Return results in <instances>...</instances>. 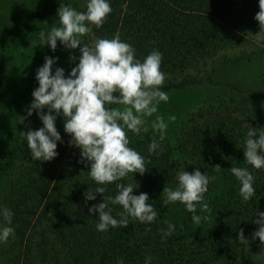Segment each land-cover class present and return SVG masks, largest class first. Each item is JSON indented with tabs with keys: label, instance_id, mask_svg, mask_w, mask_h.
<instances>
[{
	"label": "trees",
	"instance_id": "obj_1",
	"mask_svg": "<svg viewBox=\"0 0 264 264\" xmlns=\"http://www.w3.org/2000/svg\"><path fill=\"white\" fill-rule=\"evenodd\" d=\"M110 4L112 12L99 28L90 26L83 42L91 44L118 32L139 59L159 50L165 92L210 81L223 66L264 54V27L254 19L258 0H110ZM5 42L1 39L0 49ZM4 66L0 63V94L5 88ZM241 94L232 103L206 105L187 114L177 124L175 137L164 136L156 152L149 153L148 145L158 131L129 133L130 147L144 156L146 170L133 174L139 185L133 194L147 193L146 203L158 209L150 224L130 219L125 228L96 230V214L88 208L101 202L103 194H95L94 201L85 199L95 182L79 149L69 144L63 118L55 126L61 141L51 161H33L26 143L12 149L0 163V206L13 212L10 264H117L120 258L124 264H144L146 256L152 257L151 264H264V243L253 236L259 227L254 223L256 212H264V169L253 170L243 161L247 125L264 131V119L246 92ZM257 138L258 133L253 139ZM217 165L219 171L214 169ZM233 165L253 172L256 195L249 202L239 196V183L229 171ZM178 168L189 173L199 168L215 178L204 194L208 209L197 207L203 218L199 225L179 202H163V187L175 186L173 170ZM120 182L132 181L126 177ZM115 194V184L107 185L104 195ZM110 206L119 219L121 207ZM166 221L176 227L162 239ZM241 230L247 244L237 239Z\"/></svg>",
	"mask_w": 264,
	"mask_h": 264
},
{
	"label": "clouds",
	"instance_id": "obj_2",
	"mask_svg": "<svg viewBox=\"0 0 264 264\" xmlns=\"http://www.w3.org/2000/svg\"><path fill=\"white\" fill-rule=\"evenodd\" d=\"M258 7L254 19L264 27V0H258ZM111 12L110 0H85L84 11H78L71 4H61L55 25L47 32H39V45L47 44L52 51H55L57 41L69 50L80 46L78 58L70 57L78 62L65 76L63 68L53 70L56 57H44L42 66L35 73L38 86L31 93L27 110L28 117L35 111L42 126L20 133L33 161H51L58 155L57 143L61 141L55 127L56 118H63L69 144L79 149L81 161L88 165V175L95 182L94 191L88 189L85 199L94 201L95 194H103L101 202L88 208L90 214H96L98 232H106L110 227L125 228L130 219L145 224L157 219L158 209L153 203H146L148 194H133L139 187L133 174L143 175L146 170L144 156L130 147L129 133L142 135L149 128L154 133L158 131V137L148 145V152L152 153L161 147L168 126L159 115L152 121L147 120L157 113L158 105L169 98L162 90L166 76L160 70L162 53L159 50L153 49L139 59L132 44L122 40L118 32L111 38H97L91 44L83 42V37L91 31L90 26L99 28ZM256 36L260 38L259 33ZM257 133L258 138L253 139ZM243 161L253 170L264 169V131L258 132L257 128L247 125ZM250 168L234 165L229 168L239 183L238 193L244 202L256 195L255 177ZM214 169L219 171L221 168L217 165ZM173 171L175 186L163 187V202H179L192 214V222L199 225L203 218L197 214V207L202 211L208 209L204 194L215 178L201 173L199 168L191 173L185 168ZM126 177L132 182H120ZM109 184H115L114 196L104 195ZM110 205L121 207L117 213L119 219L113 216ZM12 216L9 208L0 206V244L14 236ZM165 223L167 229L163 231L162 239L171 235L176 227L171 222ZM254 223L259 227L253 236L264 243V212H256ZM237 239L247 244L242 230L237 233ZM151 260V256H146L144 264H151ZM117 264H124L123 258L118 259Z\"/></svg>",
	"mask_w": 264,
	"mask_h": 264
},
{
	"label": "rangeland",
	"instance_id": "obj_3",
	"mask_svg": "<svg viewBox=\"0 0 264 264\" xmlns=\"http://www.w3.org/2000/svg\"><path fill=\"white\" fill-rule=\"evenodd\" d=\"M61 4H71L78 11L85 10L84 0H0V23H3L0 41L6 40L0 49V63L6 69L5 88L0 94V163L8 152L26 143L21 132L36 130L42 126L35 111L28 117L27 110L32 100L31 93L38 86L35 73L42 66L44 57H56L53 70L61 67L65 76L78 62V59L70 57L78 58L80 46L69 50L57 41V47L52 51L47 44L39 45V32H47L55 25L57 10ZM263 82L264 54L240 63L227 64L214 73L210 81L166 92L168 101L161 102L157 113L147 120L152 121L156 115L161 116L168 125L165 136L173 139L177 124L184 121L187 114L206 105L232 103L242 97L241 92H246L251 103L261 109L264 119ZM234 89L240 92L237 93ZM173 116L175 119L170 120L169 117ZM60 118L62 117L56 118L55 126ZM261 128L264 130V122ZM16 164H19L18 160ZM11 246V241L0 244V264H10L8 251Z\"/></svg>",
	"mask_w": 264,
	"mask_h": 264
}]
</instances>
